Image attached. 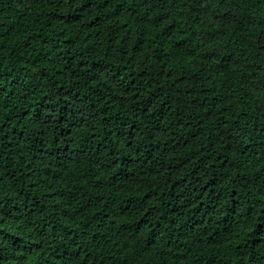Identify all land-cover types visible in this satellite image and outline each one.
I'll return each mask as SVG.
<instances>
[{
    "label": "trees",
    "instance_id": "16d2710c",
    "mask_svg": "<svg viewBox=\"0 0 264 264\" xmlns=\"http://www.w3.org/2000/svg\"><path fill=\"white\" fill-rule=\"evenodd\" d=\"M0 264H264V0H0Z\"/></svg>",
    "mask_w": 264,
    "mask_h": 264
}]
</instances>
